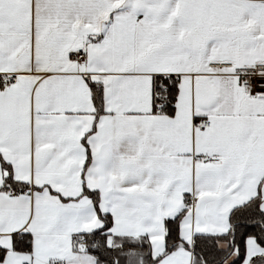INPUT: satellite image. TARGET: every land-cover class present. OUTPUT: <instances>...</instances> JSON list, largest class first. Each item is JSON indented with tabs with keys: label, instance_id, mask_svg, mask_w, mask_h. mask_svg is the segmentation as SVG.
I'll return each mask as SVG.
<instances>
[{
	"label": "snow or ice",
	"instance_id": "1",
	"mask_svg": "<svg viewBox=\"0 0 264 264\" xmlns=\"http://www.w3.org/2000/svg\"><path fill=\"white\" fill-rule=\"evenodd\" d=\"M0 264H264V0H0Z\"/></svg>",
	"mask_w": 264,
	"mask_h": 264
}]
</instances>
